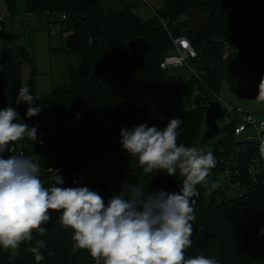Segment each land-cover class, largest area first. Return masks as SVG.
I'll return each instance as SVG.
<instances>
[{
	"label": "trees",
	"instance_id": "trees-1",
	"mask_svg": "<svg viewBox=\"0 0 264 264\" xmlns=\"http://www.w3.org/2000/svg\"><path fill=\"white\" fill-rule=\"evenodd\" d=\"M114 1L122 9L102 8V0H24L26 14L65 23L68 33L61 35L62 48L54 51L78 57L67 82L52 87L48 108L38 116L27 118L28 106L15 104L21 85H27L34 96L33 76L25 84L20 80L21 65H31V55L21 47L5 49L0 55V109L12 106L19 113L18 122L38 125L37 142L24 138L9 149L18 148L38 163L47 187L52 177L47 170L53 168L59 145L76 123L75 114H92V142L103 152L79 173L77 186L98 191L105 201L132 183H143L149 193L161 188L177 191L182 180L179 172L171 177L164 170L144 175L138 159L122 149V128L141 123L163 128L176 117L182 121L177 143L197 146L205 105L218 93L221 82L240 94L235 91V77L249 76L252 89L244 97L255 100L264 76V0H164L162 11L147 20L133 12L134 4ZM3 2L11 14L13 0ZM177 37L185 38L195 53L192 74L182 81L158 67ZM235 46L237 53L232 52ZM182 96L187 98L185 105ZM218 124L219 138L210 146L217 164L208 177L209 186L217 183L218 187L209 191L197 185L192 246L185 255L203 254L219 264H264V247L255 243L264 226V159L259 146L233 142V119L229 125ZM0 155L13 154L8 150ZM250 167L255 169L254 183ZM225 168L230 182L242 188L240 195L222 185ZM72 234L58 218L44 235L34 231L33 240L22 243L14 256L0 247V264H37L31 250L37 240L46 242L39 264H95L87 250L73 247Z\"/></svg>",
	"mask_w": 264,
	"mask_h": 264
},
{
	"label": "clouds",
	"instance_id": "clouds-1",
	"mask_svg": "<svg viewBox=\"0 0 264 264\" xmlns=\"http://www.w3.org/2000/svg\"><path fill=\"white\" fill-rule=\"evenodd\" d=\"M36 100L27 85L19 87L15 104L28 106L27 118L40 114L43 105H37ZM255 101L264 103V76ZM18 120L14 107L0 109V153L24 138L37 142L38 125L30 127ZM181 124L173 117L163 128L141 123L119 133L122 149L138 159L144 175L164 170L175 177L179 172L182 180L177 191L161 188L146 193L143 183H132L105 201L87 186H60L64 180L58 169L54 170V183L46 187L40 166L31 157L0 155V247L17 249L33 240L34 231L44 235L47 228L43 225L52 221L53 213H59L61 224L72 230L73 247L87 250L95 264H219L203 254L185 255L192 246L197 185L212 191L218 184L209 186L210 171L217 164L210 145L178 144ZM255 139L264 159V121L259 123ZM261 231L264 234V229ZM45 243L37 240L31 249L37 264L44 259L40 249Z\"/></svg>",
	"mask_w": 264,
	"mask_h": 264
},
{
	"label": "rangeland",
	"instance_id": "rangeland-1",
	"mask_svg": "<svg viewBox=\"0 0 264 264\" xmlns=\"http://www.w3.org/2000/svg\"><path fill=\"white\" fill-rule=\"evenodd\" d=\"M127 3L134 4L133 12L141 20H147L154 13L158 14L162 11L164 0H127ZM105 7L113 10L122 9V6L114 0H102V8ZM11 12V14L8 13L3 0H0V55L5 49L15 47L26 49L32 57V64L22 63L20 80L22 84H25L30 76H33V97L37 99L35 103L43 105L42 109H47L46 100L52 87L67 82L68 72L77 65L78 57L75 54L54 51L62 48L61 35L68 33L65 23H50L45 16L36 18L32 14H26L24 12V0H13ZM55 18L60 21L59 15H55ZM234 50L239 51V47L235 46L232 49L233 53ZM192 71L193 67L190 64L184 67H168L165 70L166 74L176 81L188 78ZM234 85L235 91L240 94L229 91L226 83L221 82L216 94L217 98L226 100L231 107H237L257 120L262 118L264 103L258 104L255 100L244 97L252 89V81L249 76H236ZM194 97L195 91L193 90L189 94L190 102L194 100ZM182 102L184 105L187 104L185 96H182ZM77 117L78 115L75 114V118ZM17 153L21 154L18 148ZM230 192L234 194L236 188L232 187ZM9 254L14 256L16 249H9Z\"/></svg>",
	"mask_w": 264,
	"mask_h": 264
},
{
	"label": "water",
	"instance_id": "water-1",
	"mask_svg": "<svg viewBox=\"0 0 264 264\" xmlns=\"http://www.w3.org/2000/svg\"><path fill=\"white\" fill-rule=\"evenodd\" d=\"M221 115L220 106L216 102H207L201 119V130L196 142L197 146L208 144L211 146L220 135L218 120ZM95 131V119L90 113H82L78 116L76 123L69 129L66 138L57 149L52 177L48 186L54 183L55 172L62 176L64 184L62 187H76L79 173L94 158L102 154L103 149L92 142ZM47 186V187H48ZM59 213L52 214V221L46 225L47 231L51 230Z\"/></svg>",
	"mask_w": 264,
	"mask_h": 264
},
{
	"label": "built area",
	"instance_id": "built-area-1",
	"mask_svg": "<svg viewBox=\"0 0 264 264\" xmlns=\"http://www.w3.org/2000/svg\"><path fill=\"white\" fill-rule=\"evenodd\" d=\"M61 21L64 20V16L60 17ZM172 44V52L169 55H166L162 58L161 62L159 63L158 67L160 70H166L168 67H184L190 64V62L195 58V53L192 50V47L190 46L189 42L183 38V37H177L173 38L171 40ZM236 51L238 50H234ZM226 54H223V57H225ZM211 102H216L220 106L221 115L218 120V122L222 125H229L231 123V120H234V124L232 127V139L233 142L236 144H242L244 142L250 143L254 146H259V141L255 139L256 136V130L261 121H264V115L260 119H255L252 115L249 113H245L241 111L239 108H233L231 107L230 103L226 100L217 98V95H212ZM254 122V123H253ZM9 152L11 154H15L17 151L13 147L9 149ZM250 169L252 171L250 172ZM47 172L52 173V169H48ZM248 173L250 174L251 182L254 183V173L255 169L253 167H250L248 169ZM237 173L235 172V175ZM221 183L222 185L228 186L230 189L232 187L236 188V193L240 195V192L242 188H239V185L237 183L232 184L230 182L231 178L228 174V169L225 168L221 174ZM60 221V220H59ZM262 229H264V226L258 231L255 243L258 246L264 247V234H262Z\"/></svg>",
	"mask_w": 264,
	"mask_h": 264
}]
</instances>
